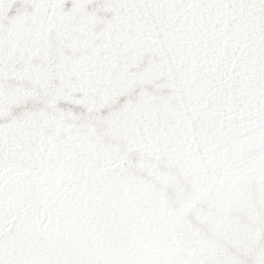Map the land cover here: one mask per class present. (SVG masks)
<instances>
[{
	"label": "water",
	"instance_id": "95a60500",
	"mask_svg": "<svg viewBox=\"0 0 264 264\" xmlns=\"http://www.w3.org/2000/svg\"><path fill=\"white\" fill-rule=\"evenodd\" d=\"M0 8L6 198L32 196L47 183L66 207L75 201L114 221L111 237L92 241L70 234V218L54 248L133 243L120 234L122 221L151 216L156 194L171 205L178 178L188 182L182 162L189 153L199 158L223 148L232 142L229 133L241 128L256 134L264 107L258 5L4 0ZM256 153L254 144H245L246 159ZM255 187L251 182L250 190ZM22 243L46 249L49 242L29 234Z\"/></svg>",
	"mask_w": 264,
	"mask_h": 264
},
{
	"label": "snow or ice",
	"instance_id": "6c2138e0",
	"mask_svg": "<svg viewBox=\"0 0 264 264\" xmlns=\"http://www.w3.org/2000/svg\"><path fill=\"white\" fill-rule=\"evenodd\" d=\"M9 2L35 5L53 0ZM202 2H247L264 13V0ZM2 22L0 8V26ZM255 128V135L245 128L230 132L232 142L208 155L198 158L189 153L182 162L187 184L178 178L171 205L163 194H156L151 216L136 214L124 219L120 234L133 241L124 246L54 248L51 242L63 238L61 226H68L70 218H75L70 234H85L92 241L98 236L111 237L114 221L105 213L81 209L75 201L66 207L62 196L47 183H41L32 196L18 192L15 198H6L0 163V264H264V107ZM246 143L256 146L252 159L242 154ZM253 181L255 191L249 188ZM188 213L193 220L187 219ZM29 234L48 241L47 248L24 246L22 241ZM158 234L160 238H156ZM137 237L153 239V243H140Z\"/></svg>",
	"mask_w": 264,
	"mask_h": 264
}]
</instances>
